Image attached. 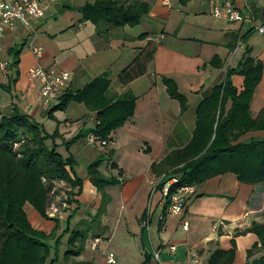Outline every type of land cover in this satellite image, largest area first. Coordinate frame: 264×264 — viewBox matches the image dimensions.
Wrapping results in <instances>:
<instances>
[{"label": "crops", "instance_id": "obj_1", "mask_svg": "<svg viewBox=\"0 0 264 264\" xmlns=\"http://www.w3.org/2000/svg\"><path fill=\"white\" fill-rule=\"evenodd\" d=\"M12 1L15 0H0ZM121 1L144 3L149 13L135 27L98 31L91 23L83 22L77 11L94 0H60L44 18L31 21L29 29L16 26L2 38L1 61L16 65L0 70V85L8 91L0 90L1 116L17 109L39 124L47 135H55L56 153L63 159H72L75 177L81 180V193L76 197L79 209L68 229L76 228L81 222L85 226L99 212L101 196L89 182L86 168L112 151L111 159L103 161L98 171L104 178L120 182L104 189L109 202L93 228L100 245L104 244L106 249L98 252L100 245L90 250L85 244L81 254L68 264L98 261L106 264L107 253L116 257V264H121L123 253L130 252L136 264H156L152 260L154 251L160 252V264H187L190 252H195L199 263L205 264L214 251L229 250L231 242L235 246L233 264H246V253L257 243V238L245 231L253 223L264 224V184H241L232 174L216 176L194 187V194L180 215L158 222L163 215V202L160 203L158 195L150 198L154 182L150 167L189 143L198 106L224 82L228 71L237 70L246 50L262 66L249 110L255 118L264 109V35L257 34L255 29L264 22V2ZM210 2L230 3L244 21L231 23L212 18ZM149 36L162 39L159 43H149L146 41ZM34 47L41 48L40 59L34 57ZM10 49L15 55H8ZM35 66L68 72L65 92L69 93L106 75L110 98L127 94L135 99L133 116L114 132L107 148L89 145L86 138L93 130L94 113L82 104L69 103L64 110L52 112L49 118L47 114L59 98L47 111L42 110L39 86L28 76ZM164 79L172 81L186 100L185 112L181 113L178 102L166 93ZM230 80L234 87H241V77L233 75ZM229 107L228 102L225 110ZM263 138L264 132H257L243 136L241 141ZM148 205L151 215L146 231L142 218ZM23 212L31 227L45 235L54 229L55 221L59 225L57 233L63 231L70 214L53 221L45 220L27 204ZM118 221L123 226L119 234L122 243L114 253L107 246L116 236L114 226ZM217 221L225 226L214 232L211 226ZM183 225L187 226L186 230L182 229ZM66 238L67 235L61 240L56 264H62ZM168 247H174V252L170 253ZM263 255L264 248L250 261Z\"/></svg>", "mask_w": 264, "mask_h": 264}, {"label": "trees", "instance_id": "obj_2", "mask_svg": "<svg viewBox=\"0 0 264 264\" xmlns=\"http://www.w3.org/2000/svg\"><path fill=\"white\" fill-rule=\"evenodd\" d=\"M77 11L83 22L91 23L98 31H107L135 27L149 13V7L140 2L126 4L121 0H94ZM13 54V49L8 50V55ZM15 65V62L7 65L6 69ZM261 73V63L251 58L249 50H246L237 70L228 71L224 82L198 106L189 143L151 165L150 174L157 181L152 197L158 195L160 203L163 202V214L169 197L176 189L200 187L216 176L232 174L241 184H264V138L241 141L247 134L264 132V109L255 118L249 110ZM233 75L242 78L240 88L233 86L230 80ZM162 83L168 96L178 102L180 112H185L186 100L177 92L175 84L166 79ZM108 89L109 80L102 75L79 91H64L47 116L51 118L52 112L64 110L69 103L84 105L95 115L91 132L97 141H105L106 146L103 147L107 148L114 132L133 116L135 102L127 94L110 98ZM0 90L8 92L3 85H0ZM228 102L230 107L225 110ZM54 139L55 135H47L39 124L17 109L8 116L0 113V264H56L65 235V250L61 256L62 264H68L81 254L88 236L98 238L93 228L109 202L104 189L118 185L116 179L104 178L98 171L103 161L111 159L112 151H107L86 168L89 182L101 196L99 212L85 226L81 222L76 228L68 229L71 218L79 209L76 197L81 193V180L75 177L72 159H63L56 153ZM19 141L23 143L13 151V144ZM111 168L115 167L111 165ZM42 178L48 182L47 185L41 183ZM172 179L177 183L163 197L162 188ZM56 181H62L66 186L72 209L63 231L57 233L59 225L55 221L54 229L45 235L31 227L23 207L29 205L40 218L48 220L45 213L47 191L51 182ZM144 219L145 213L142 221ZM245 233L257 238V243L246 253V264H264V255L250 261L264 248V224L253 223ZM234 252L235 246L231 242L229 250L214 251L205 264H233Z\"/></svg>", "mask_w": 264, "mask_h": 264}, {"label": "built area", "instance_id": "obj_3", "mask_svg": "<svg viewBox=\"0 0 264 264\" xmlns=\"http://www.w3.org/2000/svg\"><path fill=\"white\" fill-rule=\"evenodd\" d=\"M264 2V0H260ZM60 0H15L12 2H0V56L2 53V38L5 32L13 31L16 26L23 29H29L31 21L40 20L45 17L46 13ZM210 16L214 19H223L231 23H241L244 21L242 15L230 3L218 5L215 2H210ZM259 35H264V22L260 23L256 28ZM162 39L161 36H149L146 41L149 43H159ZM34 57L40 59L42 57V50L39 47L32 49ZM7 67L6 62L0 59V70H5ZM29 79L35 81L39 86L41 108L47 111L52 102L56 101L66 90L70 74L65 71H58L54 69H44L40 66H35L28 74ZM89 145L103 147L106 146L105 141H97L92 132L86 138ZM23 141L13 144L12 150L17 151ZM120 182V180H118ZM41 183L47 185L48 182L42 178ZM177 180L172 179L166 182L162 188V195L165 197L171 186L175 185ZM157 181H154L150 188V198L153 196ZM194 194L193 186H183L176 189L169 197L168 205L165 214L159 216L158 222H162L168 216L180 215L187 203V200ZM48 204L46 207V218L48 220H57L65 217L70 212L68 190L62 181L51 182V186L47 191ZM149 205L146 208L145 219L142 226L146 231L149 227L150 221ZM247 215H244V218ZM225 224L222 221H217L212 224V231H217L223 228ZM187 226L183 225L182 229L186 230ZM101 243L99 238H88L85 242L90 250L96 249ZM170 253L174 252V247H168ZM160 252L154 251L152 260L156 264L159 261ZM106 264H116V257L112 253L105 255ZM187 264H200L198 256L195 252H190L187 256Z\"/></svg>", "mask_w": 264, "mask_h": 264}, {"label": "rangeland", "instance_id": "obj_4", "mask_svg": "<svg viewBox=\"0 0 264 264\" xmlns=\"http://www.w3.org/2000/svg\"><path fill=\"white\" fill-rule=\"evenodd\" d=\"M78 174H81V173H78ZM81 176V175H80ZM83 216H84V214H83ZM100 220V219H99ZM97 227V226H96ZM122 228H123V226H122V223H120L119 221L115 224V226H114V229H115V237H114V239H113V242H112V244H110L109 246H107L108 247V249L109 250H111V251H113L114 253L117 251V250H119V245H121V243L122 242H120V241H122L121 240V238L119 237V234H120V232L122 231ZM67 239V238H66ZM120 239V240H119ZM120 242V243H119ZM125 243V242H124ZM61 244H63V242L61 243ZM65 244H66V242L64 243V246H65ZM128 244H131L130 242H128ZM106 249V247H104V244H101L98 248H97V251L98 252H100V251H102V250H105ZM65 250V249H64ZM131 253V252H130ZM130 253H123V256H124V258H123V262L121 263V264H136L133 260L134 259H132V256L130 255ZM100 262L98 261L96 264H99ZM118 264H119V262H118Z\"/></svg>", "mask_w": 264, "mask_h": 264}]
</instances>
